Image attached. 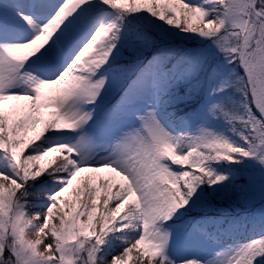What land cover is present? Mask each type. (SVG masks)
<instances>
[{
  "label": "snow or ice",
  "instance_id": "snow-or-ice-1",
  "mask_svg": "<svg viewBox=\"0 0 264 264\" xmlns=\"http://www.w3.org/2000/svg\"><path fill=\"white\" fill-rule=\"evenodd\" d=\"M0 264H264V0H0Z\"/></svg>",
  "mask_w": 264,
  "mask_h": 264
}]
</instances>
